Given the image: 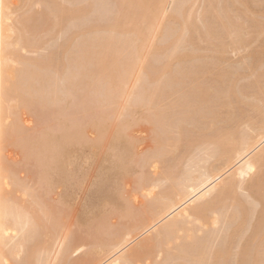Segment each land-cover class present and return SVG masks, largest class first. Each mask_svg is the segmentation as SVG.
I'll return each instance as SVG.
<instances>
[{"label": "bare ground", "instance_id": "obj_1", "mask_svg": "<svg viewBox=\"0 0 264 264\" xmlns=\"http://www.w3.org/2000/svg\"><path fill=\"white\" fill-rule=\"evenodd\" d=\"M39 1L41 0H38V2ZM64 1L65 0H62V2L58 0L53 1L57 14L60 15L59 18L64 17L61 18L63 21L66 19L65 17L76 19V22L80 17L85 20L87 14L90 15V11L92 12L96 9L93 8V5H91L93 9L89 7L87 9L84 8L88 6V4L84 6V4L88 2L84 3L85 1L83 0V3L81 2L83 7H79L82 6L81 3V5L76 3L81 0H73L74 4L71 3V5L66 2L68 0ZM97 1L98 0H96V2ZM117 1L118 5L115 0L109 5H112L113 8V4L116 3L118 8L115 4L114 10L110 9L111 6L108 7L111 12H113L111 16H113L112 19L114 20L111 21V25L105 26L104 24H98L101 25L98 26L95 24L97 25V27H95L94 24H91L93 27L89 25L92 27H89V29L86 25V27H83L82 31L79 28L80 31H77L78 33L75 32V34L77 33L80 37L78 40L75 39L77 36L74 34L75 37H72V39L70 38V43L66 41L70 46H67L66 43L64 44L66 48H69H67V52L65 48L64 53L68 54L69 60L66 61L67 64L61 61L64 66L57 69H62L61 73H64L63 70L66 71L69 67L68 65L73 62L70 64L69 71H75L69 73L67 69V76H65L64 73L62 75L64 76L62 80H59L60 78H58L57 74L55 77V73L58 72L57 69L55 70V68H53L52 70L48 66L49 71L46 70V72H48L46 73L45 69L48 67L46 63H43L44 61L39 58L38 60H31L22 56L20 52L28 48L30 50L32 46L30 42L32 38L30 40L28 38L29 35H26V33L29 32L28 29L31 28H29L28 21L26 20L27 16H25L24 19L27 22L20 20L22 26L19 25L21 27L12 25L15 19L12 21L14 17L11 16L13 10L10 9V2L8 3V0H0V264H264V51L261 55L262 57L260 56L261 59H258L260 60L259 62L254 59L259 64H255V68L253 67L254 65L251 64L252 68H249L252 73L250 74V78L252 76L255 77L254 79L252 78V82L250 81L251 79L249 80L246 78L251 82H249L248 85L245 86L242 84L244 86L241 87L239 84L237 86L236 82H240L235 79V75L232 76L230 74L229 76L227 75V79L230 77L229 80H223L225 83L228 81L227 84L224 83V87L222 86L225 90H221L219 86V91H222L221 93L214 91L216 88L210 89L198 84L197 87L195 86L194 88L195 93L193 98L187 99L189 97L183 95L186 99H180L182 102L177 101L180 106L176 104L177 102H175L174 99H171L170 101H174L173 103L176 105H171L173 108H170L171 111L169 110V113H162V111L157 112L158 109L154 110V113L150 111L149 113L152 112V114L144 116L147 119L146 121L145 118H141L144 114L140 115L139 120L142 119L144 122L149 120L150 123H153L152 131L154 133H151L154 137L153 141L151 138L150 140L154 144L152 148L148 147L150 151L142 150V152H139L141 149H138L136 146L132 148L133 150L129 159L140 166V172L136 173H139L137 177L133 176L132 178L134 179L131 178L134 183H129L131 185V190L127 188V191L129 190V198H125L126 204H124L123 207L124 214H122V216L119 214V217H117L118 220L121 219L119 220V222H122L121 226H117L118 222H115L112 224L114 227H111L109 224L112 222H109L106 225L108 227H104L102 224L104 221L102 220L101 226H103L97 227L95 232L91 234L90 239L93 238V241L90 242L86 237V233L80 237L79 234L82 235L80 230L73 229L71 231L64 228V224L65 226L66 224L69 225L68 223H64L67 219L65 218V220L61 217L62 215L65 217L64 214L59 211L60 213L58 212L57 214L61 215L57 218L54 214L55 208H51L50 205H48V202L53 199L50 198L52 197L50 196L51 192H46L47 188L51 191L50 187L46 189L42 187V182L45 179L42 180L40 174H42L44 170L39 168L40 172L38 176L35 171L36 164L42 162L41 159H38L40 154L38 152L39 156L35 157L37 152H32V148L29 144H24L26 141L30 143L33 142V140L26 138L27 140L24 141V136H26L22 127V125H24L22 121L24 120L19 119L20 122H22V125H20L17 119L20 111L22 110L23 112V109L26 107L25 105L30 107L33 105L39 106V104H41L43 112L46 111L45 113H47V111H49L47 115L50 113V120L46 115L48 119H46L47 125L43 126L36 140L38 143L40 142L41 145H43V142L51 140L50 144L48 141L46 142L50 146L44 147L43 145L42 147V149L47 152L44 151L45 155L43 157L52 155L55 159V163L58 161V159H56L58 154L63 153V144L67 142L70 137L74 136L77 138V142H82L85 139L86 132L84 133V131L86 126L95 129L98 127L99 129L100 126H103L104 122L112 119L110 116L114 117L117 111L116 108L119 105L124 106V109L130 106L131 109V106H141V103L143 105V102H145L142 107H145L147 104L152 107L158 105L159 101L162 102V100L169 98L173 90L168 92V88H173V84L176 83V81L179 83L181 79H178L179 81L177 79L172 81L173 78H169V80L171 79L172 81V85L169 84L168 87L169 82L166 80L165 75L168 74L169 76V74H175L178 75V77L182 74L184 75L182 69H180L181 73L179 76L180 71L177 68H181L180 63L186 64V62H188H184L185 60L182 58V60L178 61L180 67L175 65L176 70L173 69L174 67L172 68L173 65H171L170 68L169 61H171L172 58L182 57L183 55L187 56L190 60L193 58H190L193 54L195 58H197L196 56H200L194 51L198 49L197 43L196 49H194L195 47L193 48L196 54L193 52L190 54L191 52L187 51L188 55H186L187 52L185 50V54L182 55L179 54V49L177 51L180 42L181 45H185L183 41L186 40H184L186 36L188 37L186 33H188L189 26L191 31L195 30L192 32H196L195 34H197L198 38L202 33L205 35L208 34L210 36L207 37L208 40L211 39V42L214 43L212 40L218 39L221 34L213 38L215 33L212 31L213 29L211 30L210 23L221 21L220 25L223 24L222 26H224V28H220L221 30L218 29L219 31H223L227 26V28L230 29L229 25L234 23L231 16H228L230 11L228 9L230 8H224L227 10L224 12L222 8H219L221 6H219L217 0H207V2L209 1L207 4L208 7L200 11L202 13L200 14L202 19L204 15V22L200 20L201 18L199 21L203 22L202 25L203 28L205 27V30L201 28V24H198L200 29L197 22L195 24L198 18L196 19L195 14L194 21V16L193 13L191 14V11H187L189 12V16L187 15L188 18H186V21L182 22L184 26L181 25L180 27V23L186 14V4L188 1L190 4V0ZM12 2L13 1H11V4ZM92 2L95 1L90 0V3ZM108 2L109 1H107V3ZM205 2L204 0V3ZM235 2H237V0H235ZM227 3L225 4L227 5ZM97 5L94 7L100 8V5ZM229 5L231 6L232 4L229 3ZM106 6L102 7L106 8ZM171 6H173L172 11L168 12ZM101 10L103 11V8ZM234 10L235 9H233V11ZM43 11L42 14L44 13ZM233 11H230V13ZM53 13L54 12H52V14ZM167 14L174 18L173 20L176 19L178 23L180 22L179 24L177 23L179 25V28L177 27L178 29L176 28L174 32L168 31L172 34L168 36H173L172 40L169 42V44L172 42V45L168 44V46H164L166 44L165 41L161 43L162 45L160 42L153 43V39L157 35L159 29L164 30L165 34L167 33L168 23L164 22L165 24L162 25L161 22V20H165L164 18L167 17ZM234 14H236V12ZM111 16L109 19H111ZM182 16H184L183 19ZM198 16L199 14L197 17ZM177 17L178 20H180L179 17L182 20L178 21ZM20 18H22V16ZM81 18L79 19L80 22L82 20ZM28 20L31 19L28 17ZM17 21L20 23L18 19ZM90 21L89 19V22ZM107 21L110 22L109 20ZM234 21L236 22V20ZM237 21H239V19ZM29 22L31 23V21ZM86 22H88V19ZM56 24L55 26L58 25ZM81 24H79V26ZM234 24H239V22ZM172 25L173 23H171V26ZM52 27L54 26L52 25ZM213 27L215 28V26ZM231 27H233V24ZM235 27L237 28V26ZM63 28L67 29L66 27ZM226 31L228 30L226 29ZM162 34L163 32H161V35ZM14 35L16 36L13 37ZM190 36L192 39L196 37L194 33ZM190 36L188 40L191 38ZM84 37L88 38V41H86ZM171 37L168 38L171 39ZM198 38H195L196 41ZM221 38H223V36ZM221 38L219 39L221 40ZM74 39L77 42H73ZM83 39H85V42ZM158 39L159 41H163L160 40L161 37ZM163 39H165V37H163ZM35 40L38 42L39 39ZM92 40L95 41L93 42ZM235 41L237 42V40ZM52 42H54V39ZM79 42L80 45L84 43L79 46ZM185 42H187V40ZM50 43L49 45H51ZM75 43L78 44L75 45ZM217 44L220 45L219 42ZM216 45L215 47H217ZM70 47L75 50L77 49V51H71ZM165 47L171 49L168 53L166 52L167 57H164L168 62H163L164 64L160 63L161 65H158V68L154 67L152 64L156 65V62L154 61L151 64V58H153L154 55L155 58L156 55L161 56L160 53H162L163 57L164 54L160 51ZM209 47H207L208 50ZM60 49L62 50V48ZM165 50L166 49H164V51ZM198 50H200V48ZM215 50L217 51L218 49ZM209 51L211 52V49ZM221 53H223V50H221ZM258 54L260 55V53ZM71 55H74L73 58H71ZM158 56L157 59H160L161 57L158 58ZM250 56L251 58L253 57L252 55ZM42 59L44 60V58ZM64 59L66 60V57ZM73 59H75V62ZM193 60L192 62H194ZM250 61L247 62L249 63ZM45 62H47L46 59ZM49 62L48 64H52V60ZM14 63H17L19 66L17 70L15 69L16 72H13L15 73L13 78L11 77L12 72L10 73V69H12L11 67ZM244 63L245 62H243V64ZM182 68L185 69V65ZM170 69L172 71L174 70V73ZM252 69H254V71ZM51 70L56 72L53 74ZM175 71H178V73H175ZM190 71V69L189 72L187 70V73L189 74ZM232 71L229 72L232 73ZM158 72H160L161 75L163 73L162 77L158 76ZM152 74L160 78L157 79V76L154 78ZM223 75L224 74L220 76L222 77ZM225 76L223 79H225ZM248 76L247 74V77ZM164 77L165 79L162 81ZM163 83L164 85H162ZM180 83H183V81ZM149 84L153 85L152 87H154V89L151 91H154L151 93L147 90L146 94L145 90L146 88L149 89L147 86ZM88 87L90 92L85 91ZM152 87H150V89ZM91 88L93 90H91ZM165 88L168 91H164ZM175 88L173 89L175 90ZM72 89H75L76 92ZM160 91L163 92L161 93ZM178 92L179 91H177V93ZM71 93L74 95L70 96ZM196 93L198 96L195 95ZM180 94L181 96L179 97H182L184 92L182 91ZM216 95L217 97L219 95L218 99L215 98ZM73 96L74 98L77 97L76 100L73 98L74 101H72ZM78 96H81L80 100H77ZM70 97L71 101L69 100ZM90 97L93 100L92 103H95L94 105L89 103L92 101L89 99ZM156 99H158V101ZM104 100L106 103L109 102L107 105L109 108L112 106L111 108L114 107L113 109L116 110L114 111L111 109L114 112H111L109 116L105 115L108 119L104 118L103 120L101 115H98L100 118L94 115H96L98 110L100 111L105 107V104L103 105ZM79 101L81 103L77 104ZM71 103L73 107L76 108V111L73 110L70 112ZM91 105H93V108ZM23 106L25 107L23 108ZM98 106L100 107L99 109ZM69 108L70 110H68ZM127 109H129V107ZM222 109H225L226 112L223 110L224 113ZM176 110H178V112ZM24 111L27 112L26 110ZM134 113L128 112L125 115L128 114V118H131ZM138 113L136 115H138ZM119 115L121 117L124 114L120 111ZM136 115L134 119L137 117ZM45 117L41 118L45 119ZM128 118H125L126 121L119 119L121 125L119 122L117 123L118 125L115 124V118L114 124H111L113 122L112 120L111 123H109L110 126H114L110 131H112L115 137L120 141H125L123 140L126 138L124 137V133L127 132V135L129 131L130 134V132H132L131 130L134 128L132 127L130 130V126L136 125L133 118H131L132 121ZM124 122L126 123L122 125ZM190 123H193V125H191L192 127L194 126L192 129H198L197 131L194 130L196 134L193 133L191 127L189 128ZM194 124H196L197 127ZM66 126H69V128L67 129ZM186 127L187 129L189 128V130H187ZM63 128H66L68 131L71 129V134L67 130L63 133L62 131H65ZM187 131L189 133L186 136ZM173 132L177 133L172 134ZM104 133L107 134V132ZM104 133L103 135H106ZM161 133H164V135L161 136ZM131 134L127 141L132 145L135 139ZM189 134L190 136H188ZM89 137L96 138L95 135ZM100 137L103 138L101 135L99 138ZM55 138L58 140H55ZM99 138L98 143L102 142ZM183 138H187L185 139L187 140L186 142L191 145V147L188 145V148H186V150H189L183 155L179 154L180 156L173 155L174 157H170L173 152L169 151V147L173 146L180 148L181 146L178 145H181V143L185 141ZM52 140L55 141L52 142ZM186 142L183 144H186ZM18 143L19 145L20 143L22 144L19 151H23L22 153L25 158H21L22 160L19 158V161L16 160L17 163L21 164H17L15 161L10 163L11 160L15 159H13V152L11 154L8 151L7 154L6 149L8 150L7 147L11 149L17 146ZM175 149L173 148L171 151H175ZM10 151H13V149ZM33 153H35V155ZM122 158L123 156L120 155L119 159L121 160ZM33 161L34 165H36L35 167L33 166L34 168L31 167L33 164L27 166V169H29V167L31 169V171L30 169L27 170L28 172L34 171L29 178H32L34 181H36L34 177L42 180L40 183L41 180L38 179L40 180L39 185L41 187L38 185V181L37 184L32 181L36 186H39L37 187L39 190L42 188V191H40L41 193L36 192V194L34 193L36 189L32 191L30 187L24 184L25 182H23V180L18 178L19 175H17L20 170L23 168L26 169V164ZM22 164L25 165L21 168L20 165ZM14 165L16 167H14ZM17 166L21 168L19 172ZM148 166H150V168L152 167L153 170H149L150 172L147 171L148 169L146 170V168H148ZM46 167L48 168V165ZM120 168L125 169L126 167L120 165ZM8 183H12L13 189L9 188L10 184ZM14 187L18 188L16 191H21L20 196H16L17 194H15ZM43 188L45 191H43ZM81 188L83 189L82 186ZM45 193H49V195ZM40 194H44V196ZM45 196L47 198L49 197L48 202H46L48 199ZM52 202L53 201H51V203ZM54 204L53 202L52 207L58 206V202ZM37 206L40 208L39 212H37ZM34 208H36L37 211ZM60 209L61 208L57 210ZM40 210L42 211L41 213ZM67 211H69L68 207ZM35 212L38 214H35ZM68 214L71 215L70 211ZM117 215L118 213L116 216ZM55 218L57 219L55 220ZM73 223L71 222L70 226ZM70 226L69 228H71ZM73 226L75 225L73 224ZM75 230L76 233L79 231V234H76Z\"/></svg>", "mask_w": 264, "mask_h": 264}, {"label": "rangeland", "instance_id": "obj_2", "mask_svg": "<svg viewBox=\"0 0 264 264\" xmlns=\"http://www.w3.org/2000/svg\"><path fill=\"white\" fill-rule=\"evenodd\" d=\"M11 1H13L12 2V4H11ZM45 1V2H44ZM41 0V1H39L38 2V0H8V3H9V6H10V9H12L10 12L11 13H13V14H11V16H13L14 18L12 19V21H13V23L14 24H12V22H11V24L12 25H14V26H16V27H21L22 26V23L20 22V20H22L23 22L25 21V22H27L28 21V24H29V28L32 30H30V29H28L29 30V32L28 33H26V35L28 34L29 35V39L31 40V38H32V40L30 41L32 44V46L30 47V50H29V48L28 49H24V50H22L20 53L22 54V56L23 57H25V58H28V59H31V60H38V58L40 59V60H42V61H44L43 63L45 64L46 63V66L48 67H50L52 70H53V68H55V70L57 69V68H61L62 66H64V64H62L63 62H65L66 63V61L67 60H69V57H68V54H65L64 52H65V48H66V45L68 46L69 44H67L68 42L70 43L71 41H70V38L72 39V37L74 38L75 36H77V38H75V39H77L78 40V38H80L79 37V35H77V31H80V29H81V31H82V29H83V27H86V25L88 26V29H89V27H93V25H91V24H104L105 26L106 25H111L112 24V20H114V19H112V17L113 16H111V14L113 13V12H111V10H114V4L116 5V3L118 2L117 0H115L116 1V3H114L113 4V8H112V5H109V4H112L113 2H114V0L112 1V0H107V1H109L108 3H107V1L106 0H98L99 2H101V1H103V2H101V3H99L98 1V3L96 2V0H92V1H95V2H92V3H90V0H83V1H85L84 3H86V2H88V3H86V4H84V6L86 5L87 6V4H88V6L87 7H84V8H90V9H95L94 11H90V15L89 14H87V18L85 17V20L84 19H82L81 17V19L82 20H84V21H82L81 20V22L79 21V19L80 18H78L77 20L79 21H77L76 22V19H71V18H69V17H65L66 19L65 20H67V21H63V20H61V18H64V17H61V18H59L60 17V15L59 14H57V10H56V8L54 7L55 6V4L53 3V1L54 0H50V2H49V0ZM59 2L61 1L62 2V0H58ZM66 1V0H65ZM64 1V2H65ZM78 1V0H77ZM83 1L81 0V1H79V2H76V3H78V5L82 2L83 3ZM105 1V2H104ZM206 2L204 3V0H190V4H189V1H188V3L186 4L187 6H186V14L184 15V16H182V19H183V17H184V19L182 20L180 17H179V19L180 20H178V17H177V20L178 21H181V23H180V27H181V25H183L184 26V24H182V22H184V21H186V18H188L187 17V15L189 16V12H187V11H191V14L193 13V16L196 14V21H195V16L193 17V20L195 21V24H196V22H197V25L199 24H203V19H204V15H203V19H202V17L200 16V14H202L200 11H203L206 7H208L207 6V4H208V2H207V0H205ZM218 1V2H217ZM216 2L219 4V6H221V7H219V8H222L223 9V11L224 12H226L227 10L226 9H228V8H230V9H228V10H230V11H233V9H235L232 13H230V11H229V13H228V16L230 17L231 16V19H232V21L234 22V23H237V22H239V24H234V23H231L230 25L232 26V24H233V27H231L230 25H229V28L230 29H228L227 27H226V29L228 30V31H226V29H224L223 31H219V30H221L222 28H224V26H222V25H220L221 23V21H216L217 22V24H216V22H211L210 23V26H211V30L212 31H214L213 33H215L214 34V36H213V38H215L216 36L218 37L220 34V37H218V39L216 38L215 40H212V41H214V43L213 42H211V39H209L208 40V34H203L202 33V35L198 38L197 37V34H195L196 32H192V31H195V30H192L191 31V28H190V26H189V28H188V33H186L187 35H188V37L186 36L185 38H184V40L186 39L187 40V42H185V41H183L184 42V44L185 45H181V42L179 43V46H178V48H177V51H178V49H179V54H185L184 52H185V50H186V52L188 51V52H191L190 54H192V52L193 53H195L194 51H196L197 52V55H200V56H196L197 58H195L194 57V54L190 57V58H192L191 60L187 57V56H185V55H183L182 57H177V58H172L171 59V61H169L170 62V68H171V65H173L172 66V68L173 69H176L175 67V65H177V67L179 66V60H182V58H184L183 60H185L184 62H186V61H188V62H186V64L185 63H180V66H181V68H177L179 71H180V69H182V72L184 73V75L182 74L181 76H180V73H181V71L179 72V76L180 77H178V75H173V74H169V76H168V74L167 75H165L166 76V80H168V87H169V84H171L172 85V81L173 80H178V79H181L180 81H179V83L181 82V81H183V83H180V85H179V83H177V81H176V83H174L173 84V88H175V87H177V88H175V90L173 89V88H171V89H169L168 88V90L165 88L164 89V91L165 90H167L168 92H170V90H173L172 92H171V96L169 95V94H167V95H169V98H166V99H164V100H162V102H158V105H154V106H150L149 104H147V101H146V106L145 107H142L144 104H145V102H143V105H142V103H141V106H138V105H135V106H131V109H130V106H127L125 109H124V106H121V105H119L116 109H117V113L115 112V114H114V117L113 116H110V118L112 117V123H111V120L110 121H108L107 120V122H102L103 123V126H100V128L98 129V127L95 129V128H92L91 126V128H89V126H86V128H87V130H86V128H85V131H84V133H85V139L82 141V142H77V138L76 137H70L68 140H67V142H65L63 145H64V150L62 151L63 153H61V154H58V156H57V158L56 159H58V161L57 162H55L54 163V157L52 156V155H50V156H45V157H43L44 155H45V150H43L42 149V147H43V145H44V147H46V146H50L49 144H50V142H51V140H47L48 141V143L49 144H47L46 142L47 141H45V142H43L42 144L43 145H41V143L39 142L38 143V141L36 140V138L38 137V135H40L39 134V132H41V129L43 128V126L44 125H47V116H48V118H49V114L47 115V113L49 112V111H47V113H45L46 111H44L43 112V108H42V105L41 104H39V106L38 105H33V106H30V107H28V105H25L26 107H28V108H26L25 106H23V112H22V110L20 111V114H19V116H18V122H20V120H24V121H22V122H20V125H22V124H24V125H22V127H23V131H24V133L26 134V136H24L25 138H24V141H26L27 139L26 138H29V139H32L33 140V142H35V143H33V142H28V141H26L24 144H26V145H28L29 144V146L32 148V152H37L36 153V156L35 157H38L39 156V154H40V156L38 157V159H41V163L39 162L38 164H36V162H35V164L38 166V169H37V166L36 165H34V161L33 162H30L29 164H26V169H22V170H20V172H19V169H21L22 167H24V165L25 164H22V165H20L21 166V168L19 167V166H17V168H18V174L17 175H19L18 176V178L20 179V180H23V182H25L24 184H26L28 187H30L31 189H32V191L33 190H35V194H36V192H39V193H41L40 191H42V188H40V190L37 188V187H39L40 185H39V181L42 179V180H44L43 182H42V180L40 181V183L42 182V187H45V189L47 188V187H50V189H51V191L50 190H48V188L46 189L47 191L46 192H51L50 193V196H52V197H50V198H52L53 200H51V201H53L55 204L58 202V206H59V208H61L60 210H57V209H59L58 208V206H53L52 207V205H53V202L51 203V201H49V197L47 198L46 196V198L48 199L46 202H48V205H50V207L51 208H55V212H54V214L56 215V217L58 218V216L59 215H61V214H57L59 211L62 213V214H64V216L65 217H63V215L61 216L62 218H66L67 219V221H64V223H68L69 225H67L66 224V226H65V224H64V228H66L67 230H73V229H76V230H80V233L82 232V235L81 234H79L78 232L79 231H77V233L79 234V236L81 237V236H83L85 233H86V237H87V239L90 241V242H92L93 241V238H91L90 239V237H91V234H93L94 232H95V230H96V228L97 227H100L101 226V223L104 221V223H102L103 225H104V227H108V226H106L109 222L111 223V224H109V226H113L112 224L113 223H115V222H118L117 223V226H121L122 225V222L120 221L119 222V220H121V219H117V217H119V214H120V216H122V214H124V211H123V207H124V204H126V197H128L129 198V196H128V191L129 190H131V188H130V182H132L131 184H134L133 183V180L132 179H134V178H132L133 176L134 177H137L138 175H139V173L138 174H136L137 172H140V166L139 165H137L135 162H132L131 161V159H129V156H130V154L132 153V148L133 147H137L138 149H141L139 152H142V150L143 151H150V149L149 148H152L153 146V137L154 136H152L153 134L152 133H154L152 130H153V123L151 122H149V120L147 121V122H149V123H147V122H144V120H142L143 118H145L144 116H146V115H150V114H152V112L154 113L155 111L154 110H157V112H160V111H162V113L163 112H168L169 113V110H170V108L172 107L173 108V106H171V105H176V104H178V106H180V104L177 102V101H180V102H182L181 100H182V98H183V100L184 99H186L185 98V96L186 97H189V98H187V99H191V98H193L194 97V93H195V90H194V88H195V86L197 87V85L198 84H200V86H204V87H206V88H210V89H214V88H216V90H214V91H218V92H222V91H219L220 89L221 90H225V88H223L225 85H224V81L223 80H229V78L227 79V75L229 76L230 74L232 75V76H234V77H236L235 79L237 80V81H239L240 83H238V82H236V84H237V86L240 84V86L242 87V86H246V85H248L249 84V82L251 81H253V79H254V77L255 76H252L251 78H250V74H252L251 72H250V69L252 68V65H254L253 67L255 68V64L257 65V63L260 61V60H258V59H261L260 58V56L262 55V53H263V51H264V0H249V2H248V0H237V2H235V0L233 1V0H231V2H230V0H217ZM241 1V2H240ZM40 2H41V4H40ZM66 2H68V4L70 3V5H71V3H73L74 4V1L73 0H68V1H66ZM213 2H215V1H213ZM227 2H229L230 4H232L231 6L229 5V3H227ZM248 2V3H247ZM49 3V4H48ZM52 3V4H51ZM81 3V4H82ZM89 3H90V5H89ZM94 3V4H93ZM98 5H100V8L102 9L103 8V11L99 8V7H94V6H96L97 4ZM225 3H227V5L225 4ZM235 3V4H234ZM68 4H67V6H68ZM80 4V5H81ZM107 6H106V5ZM204 4H206V5H204ZM222 4V5H221ZM225 4V5H224ZM12 5V6H11ZM49 5V6H48ZM76 5V4H75ZM77 5V6H78ZM91 5H93V8H91ZM97 5V6H98ZM106 6V8H104V7H102V6ZM117 5H118V3H117ZM117 5H116V7H117ZM202 5H204V6H202ZM250 6V8H249V6ZM111 6V7H110ZM191 6V7H190ZM230 6V7H229ZM246 6V7H245ZM247 6H248V8H247ZM12 7V8H11ZM49 7V8H48ZM54 7V8H53ZM75 7V6H74ZM79 7H83V4H82V6H79ZM108 7H110V9L108 8ZM172 7L173 6H171L170 7V10L168 11V12H170V11H172ZM203 7V8H202ZM226 7H228V8H226ZM99 8V9H98ZM118 8V7H117ZM191 8H193V9H191ZM224 8H226V9H224ZM232 8V9H231ZM116 9V8H115ZM251 9V10H250ZM44 10V11H43ZM89 10V9H88ZM194 10V11H193ZM226 10V11H225ZM42 11L44 12L43 14H42ZM54 12L53 14H52V12ZM117 11V10H116ZM56 12V13H55ZM88 12V11H87ZM86 12V13H87ZM107 12H110V13H107ZM167 12V13H168ZM184 12V13H185ZM236 12V14H234ZM48 13H51V14H48ZM117 13V12H116ZM55 14V15H54ZM99 14V15H98ZM102 14V15H101ZM169 14H171V13H169ZM199 14V16L197 17V15ZM239 14V15H238ZM42 15H44V16H42ZM49 15V16H48ZM51 15V16H50ZM89 15V16H88ZM94 15V16H93ZM101 15V16H100ZM111 16V19H109L110 18V16ZM113 15V14H112ZM22 16V18H20ZM25 16H27V18H26V20H24L25 19ZM52 16H54V17H52ZM57 16V17H56ZM104 16V17H103ZM108 16V17H107ZM169 16V17H168ZM20 19H19V18ZM28 17H29V19H31V20H28ZM31 17V18H30ZM44 17V18H43ZM51 17V18H50ZM56 17V18H55ZM84 17V16H83ZM91 17H95V18H91ZM235 17H237V18H235ZM241 19H240V18ZM19 20V22L20 23H18V21H17V19ZM49 18V19H48ZM100 18V19H99ZM109 20L110 22H108L107 20ZM115 18V17H114ZM167 18V19H166ZM192 18V17H191ZM201 18V19H200ZM51 19H53V20H51ZM88 19V22H86V20ZM89 19L91 20L90 22H89ZM98 19V20H97ZM165 20L163 21V20H161V22H162V25L163 24H165V23H168L167 24V33L165 34V31L164 30H160L159 29V31L157 32V35L155 36V38L153 39V43H158V42H160V44L161 43H163L164 41L166 42V44L164 45V46H168V44H169V42L172 40V37L171 36H168L169 34L170 35H172L171 33H169V32H174L175 30H176V28L179 26L178 24V22L176 21V19L175 20H173L174 18H172V17H170V15H168L167 14V17H165L164 18ZM199 19L201 20V21H203V22H201V21H199ZM239 19V21H237ZM51 20V21H50ZM58 20V21H57ZM208 20V19H207ZM234 20H236V22L234 21ZM29 21H31V23L29 22ZM34 21V22H33ZM61 21V22H60ZM209 21V20H208ZM58 24H56V23ZM58 22H60V23H58ZM93 22V23H92ZM106 22H108V23H106ZM165 22V23H164ZM170 22V23H169ZM176 22V23H175ZM199 22V23H198ZM18 23V24H17ZM65 23V24H64ZM68 23V24H67ZM70 23V24H69ZM82 23V24H81ZM110 23V24H109ZM171 23H173V25L171 26ZM178 23V24H177ZM218 23H219V25H218ZM21 26H20V25ZM55 24L57 25V26H55ZM61 24H62V26H61ZM67 24V25H66ZM79 24H81L80 26H79ZM84 24V25H83ZM215 26V28L212 26ZM216 24V25H215ZM258 24V25H257ZM31 25V26H30ZM52 25L54 26V27H52ZM64 25V26H63ZM83 25V26H82ZM89 25H91V26H89ZM97 25H95V27H97ZM103 25V26H104ZM198 25V26H199ZM68 26H70V27H68ZM98 26H101V25H98ZM219 26V27H218ZM222 26V27H221ZM235 26H237V28L235 27ZM63 27H66L67 29H64ZM91 27V28H92ZM174 27H175V29H174ZM213 27V28H212ZM240 27H242V28H240ZM80 28V29H79ZM179 28V27H178ZM177 28V29H178ZM201 28H203V25H202V27ZM205 28V27H204ZM203 28V30H205ZM221 28V29H220ZM76 29V30H75ZM170 29V30H169ZM171 29H173V30H171ZM192 29H193V27H192ZM199 29H200V26H199ZM219 29V30H218ZM232 29V30H231ZM60 30V31H59ZM229 30H231V31H229ZM47 31H48V33H47ZM169 31V32H168ZM190 31H191V34H190ZM201 31H202V29H201ZM35 32V33H34ZM75 32H77L76 34H75ZM161 32H163V34L161 35ZM220 32V33H219ZM223 32V33H222ZM228 32H230V33H228ZM51 33V34H50ZM66 33V34H65ZM192 33H194V36L196 35V37L195 38H198L197 39V41H196V39L195 38H193L192 39V37L190 36V35H192ZM69 34V35H68ZM74 34H75V36H74ZM80 34V33H79ZM159 34V35H158ZM231 34H232V36H231ZM27 35V36H28ZM62 35V36H61ZM90 35V34H89ZM95 35V34H94ZM98 35V34H97ZM199 35V34H198ZM16 35H14L13 37H15ZM92 36V35H91ZM90 36V37H91ZM165 37V39H163V37ZM170 38L171 37V39H169L168 37ZM189 36L191 37L189 40H188V38H189ZM223 36V38H221ZM35 37V38H34ZM83 37V36H82ZM81 37V38H82ZM85 37H87V36H85ZM84 37V38H85ZM159 37H161V39L160 40H163V41H159ZM201 37H203V38H201ZM210 37V36H209ZM240 37H241V39H240ZM243 37V38H242ZM57 38V39H56ZM168 38V39H167ZM211 38H212V36H211ZM219 38H221V40H223V41H221ZM239 38V39H238ZM15 39V38H14ZM35 39H39L38 40V42L35 40ZM51 39H52V41H53V39H54V42H57V43H54V42H52L51 41ZM68 39V40H67ZM73 40V42L75 41V42H77L76 40ZM86 39V41H88L87 39L88 38H85ZM85 39H83V41L85 42ZM93 39V38H92ZM55 40H57V41H55ZM81 40V39H80ZM191 40V41H190ZM217 40V41H216ZM235 40H237V42L235 41ZM66 41H67V43H66ZM90 41H91V39H90ZM93 42L95 41V40H92ZM196 41V42H195ZM234 41H235V44H234ZM238 41H240V42H238ZM50 42H52V43H50ZM83 42V43H84ZM191 42H193V43H191ZM219 42V44L220 45H218L217 43ZM35 43H37V44H35ZM49 43L51 44V45H53V46H51V45H49ZM60 43V44H59ZM66 43V45H64ZM83 43L81 44V45H83ZM172 43V42H171ZM170 43V44H171ZM189 43H191V44H189ZM196 43H197V45H198V47H197V45H196ZM213 43V44H212ZM237 43V44H236ZM58 44V45H57ZM73 44V43H72ZM71 44V45H72ZM78 44V43H77ZM76 43H75V45H77ZM169 44V45H170ZM217 46V47H215V45ZM223 44V45H222ZM64 47H63V46ZM79 46H81L80 45V42H79V44H78ZM162 45V44H161ZM172 45V44H171ZM70 46V45H69ZM184 46V47H183ZM192 47V48H190V47ZM210 46V47H209ZM214 46V47H213ZM71 47H73V46H71ZM70 47V49H71V51L72 50H75V49H73V48H71ZM195 47V48H194ZM196 47L199 49L200 48V50L202 51H200V50H198V49H196ZM207 47H209V50L211 49V52L208 50V48ZM60 48H62V50L60 49ZM68 48V47H67ZM66 48V49H67ZM196 49V50H194V49ZM48 49V50H47ZM51 49H53V50H51ZM63 49H64V51H63ZM69 49V48H68ZM68 49L66 50V52L68 51ZM150 49V48H149ZM148 49V50H149ZM164 49H166L165 51H164ZM162 51H160V52H163V57H162V53H160V55L161 56H158V55H156V58H155V55H154V57L153 58H151V60H150V63L152 64L154 61L156 62V65L155 64H152L154 67H157L158 65H161L160 63H166V62H168L167 61V59H165L164 57L166 56V54L171 50V49H169V48H164ZM192 49V50H191ZM215 49H218L217 51L215 50ZM263 49V50H262ZM54 50H55V52H54ZM190 50V51H189ZM194 50V51H193ZM212 50H213V52H212ZM215 50V51H214ZM221 50H223V53H221ZM59 53H58V52ZM70 51V50H69ZM75 51H77V49L75 50ZM199 51V52H198ZM62 52V53H61ZM167 52V53H166ZM188 52L186 53V55H188ZM220 52V53H219ZM44 53V54H43ZM49 53H51V54H49ZM64 53V54H63ZM71 53V52H70ZM77 53V52H76ZM258 53H260V55L258 54ZM43 54V55H42ZM53 54H56V55H53ZM196 54V53H195ZM219 54H221V55H219ZM257 54V55H256ZM42 55V56H41ZM47 55V56H46ZM62 55H63V57H62ZM66 55V56H65ZM250 55H252L253 57L251 58V56ZM259 55V56H258ZM50 56H53V57H50ZM69 56H70V54H69ZM72 57L71 58H73V56L74 55H71ZM157 56H158V58H160V59H157ZM205 57V56H207V57H209V58H207V57H205V58H203V57ZM248 56H249V58H248ZM259 58H258V57ZM50 57V58H49ZM66 57V60L64 59ZM67 57H68V59H67ZM167 57V56H166ZM198 57H199V59H198ZM220 57H222V58H220ZM224 57V58H223ZM247 57V58H246ZM254 57H256V58H254ZM262 57V56H261ZM36 58V59H35ZM42 58H44V60L42 59ZM53 58H54V60H53ZM155 58V59H154ZM202 58V59H201ZM218 58V59H217ZM45 59H46V61L47 62H45ZM49 59V60H48ZM52 60V64H48V62L49 61H51ZM163 59V60H162ZM170 59V58H169ZM176 59H178V60H176ZM194 59V60H193ZM201 59V60H200ZM214 59V60H213ZM246 59V60H245ZM253 59V60H252ZM257 60V61H255V60ZM65 60V61H64ZM75 59H73V61H74ZM157 60V61H156ZM164 60H166V61H164ZM176 60V61H175ZM192 60L194 61V62H192ZM204 60V61H203ZM222 60V61H221ZM251 60V61H250ZM59 63H58V62ZM61 61H62V63H61ZM70 61H72V60H70ZM158 61H159V63H158ZM247 61H250L249 63L247 62ZM75 62V61H74ZM181 62V61H180ZM201 62H202V64H201ZM243 62H245L244 64H243ZM49 63H51V62H49ZM73 62H71L70 64H72ZM163 63V64H164ZM205 63V64H204ZM43 64V65H44ZM48 64V65H47ZM67 64V63H66ZM65 64V65H66ZM70 64L68 65L69 67L67 68L68 69V71H69V69H70ZM252 64V65H251ZM259 64V63H258ZM74 65H75V63H74ZM74 65H73V67H74ZM184 65H185V69H187L188 70V72H189V69L191 70L190 71V73L188 74L187 73V70H185L184 68H182V67H184ZM251 65V66H250ZM18 64L17 63H14V64H12V69H10L11 71H10V73L12 72V74H11V77H13V75H15V73H13V72H16V70H17V68H18ZM55 66V67H54ZM77 66V65H76ZM179 66V67H180ZM188 66H189V68H188ZM201 66V67H200ZM49 67L48 68H46L45 69V72H46V70L47 71H49L48 69H49ZM163 67V66H162ZM161 67V68H162ZM245 67V68H244ZM76 68V67H75ZM75 68H73V69H75ZM158 68V67H157ZM159 68H160V66H159ZM194 68V69H193ZM233 69V71H232V69ZM240 70H239V69ZM246 68H247V70H246ZM250 68V69H249ZM13 69H14V71H13ZM16 69V70H15ZM59 69H57L58 70V72L57 73H55V72H53L52 70V73L54 74L55 73V77H56V74H57V76H58V78H60L59 80H62V78L64 77V76H62L64 73H65V76H67V74L66 73H68L67 72V69H66V71L65 70H63L64 71V73H61L62 72V69L61 70H59ZM64 69H65V67H64ZM176 69V70H177ZM197 69V70H196ZM228 69H230V70H228ZM71 70H72V68H71ZM171 70V69H170ZM228 70V71H227ZM235 70V71H234ZM236 70H238V71H236ZM242 70V71H241ZM253 71H254V69H252ZM73 72L75 71V70H72ZM72 71H69V73L70 72H72ZM162 71V70H161ZM172 71V70H171ZM174 71V70H173ZM172 71V72H173ZM229 71H232V73L231 72H229ZM246 73H245V72ZM247 71H249V72H247ZM252 71V72H253ZM178 73V71H175V73ZM236 72H238V73H236ZM241 72V73H240ZM46 73H48V72H46ZM61 73V74H60ZM174 73V72H173ZM194 73V74H193ZM235 73V74H234ZM240 73V74H239ZM50 74V73H49ZM59 74V75H58ZM156 74V73H155ZM158 76H161L162 77V75H163V73H162V75L160 74V72H158ZM185 74H187V75H185ZM222 74H224L222 77L220 76V75H222ZM244 74H246V75H244ZM247 74L249 75L248 77H247ZM52 75V74H51ZM153 75V74H152ZM226 75V76H225ZM60 76V77H59ZM69 76V75H68ZM156 76L157 75H153V77L154 78H156ZM157 76V79L158 78H160V77H158ZM219 76H220V78H219ZM224 76H225V79H223L224 78ZM173 78L172 79V81H171V79L169 80V78ZM182 77V78H181ZM186 77H188V78H190V79H188V78H186ZM14 78V77H13ZM244 78V79H243ZM246 78H248L250 81H248V79H246ZM253 78V79H252ZM151 79V78H150ZM165 79V77L162 79V81ZM239 79V80H238ZM241 79V80H240ZM148 80H149V78H148ZM154 80H156V79H154ZM219 80H220V82H219ZM175 82V81H174ZM228 82V81H227ZM227 82L225 83V84H227ZM247 84H246V83ZM250 82V83H251ZM242 84H244V85H242ZM162 85H164V83L162 84ZM170 85V86H171ZM177 85V86H176ZM187 87H186V86ZM148 87H149V89H150V87H152L153 85H147ZM194 86V87H193ZM210 86V87H209ZM211 86H215V87H211ZM217 86H218V88H217ZM219 86H220V89H219ZM223 86V87H222ZM185 88V89H184ZM148 88H146V90H145V92H146V94H147V90H148V92H153V91H151L152 89H154V87H152L150 90H149ZM180 89V90H179ZM218 89V90H217ZM72 90H74L75 91V89H72ZM78 90V89H77ZM91 90H93L92 88H91ZM162 90V89H161ZM187 90V91H186ZM86 92H90V90H89V87H88V89L87 90H85ZM177 91H181L180 93H182V91L184 92V94H182V97H179V96H181V94L178 92L177 93ZM61 92V91H60ZM71 92V91H70ZM73 92V91H72ZM76 92V91H75ZM79 92H80V90H79ZM78 92V93H79ZM161 92V91H160ZM163 92V91H162ZM161 92V93H162ZM175 92H176V94H175ZM217 92V93H218ZM64 93V92H63ZM74 93V92H73ZM173 93H174V95H173ZM219 93V94H220ZM69 94V93H68ZM67 94V96L69 97V95ZM75 94V93H74ZM74 94H72L71 93V95L70 96H72V95H74ZM77 94V93H76ZM88 94V93H87ZM90 94V93H89ZM59 95V94H58ZM78 95H80V94H78ZM183 95H185V96H183ZM190 95V96H189ZM195 95H197L198 96V94L196 93ZM82 96V95H81ZM80 96V97H81ZM80 97L78 96V99L77 100H80ZM218 97H219V95H218ZM218 97H217V95H216V97L215 98H217L218 99ZM220 97H221V95H220ZM74 96L72 97V101H74V99L76 100V98L77 97H75L74 99ZM90 100H92L91 99V97L89 98ZM100 99V98H99ZM171 99H174V101L175 102H177L176 104L175 103H173L174 101H170ZM176 99V100H175ZM181 99V100H180ZM69 100L71 101V97L69 98ZM89 100V101H90ZM157 101H158V99H156ZM156 100H155V102H156ZM88 101V102H89ZM219 101V100H218ZM93 102V100L91 101V102H89L90 104H93L92 103ZM102 102V101H101ZM100 102V103H101ZM123 102V101H122ZM76 103V102H75ZM81 102L79 101L77 104H80ZM157 103V102H156ZM155 103V104H156ZM173 103V104H172ZM95 104V103H94ZM93 104V105H94ZM105 104V107H103V109H101L100 111L98 110V112H99V114H98V112L96 113V115H94V116H98V115H101V117H102V119L104 120V118H107L106 116L108 115H110V113L111 112H114L115 110L113 109V108H109L107 105L109 104V102L108 103H106L105 102V100H104V102H103V105ZM154 104V103H153ZM152 104V105H153ZM41 105V106H40ZM73 105H74V102H73ZM73 105H72V103L70 104V106H71V110H70V108L68 109V110H70V112H72L73 110H75L76 111V108H74L73 107ZM89 105V104H88ZM87 105V106H88ZM93 105H91V107L93 108ZM97 106V105H96ZM76 107V106H75ZM78 107V106H77ZM116 107V106H115ZM123 107V108H122ZM129 107V109H127ZM154 107V108H153ZM100 107L98 106V109H99ZM119 108V109H118ZM114 110V111H112V110ZM121 109V110H120ZM122 109H123V111H122ZM24 110H26L27 112H25ZM106 110V111H105ZM132 110V111H131ZM146 110V111H145ZM148 110V111H147ZM180 110V109H179ZM225 111V109H222V111ZM74 111V112H75ZM101 111H103V112H101ZM119 111V112H118ZM120 111L121 112H123V114L124 115H122L121 117H120ZM130 113V112H133L134 113V111H135V113H134V115L131 117V118H133V120H135L134 122H136L135 124L136 125H134V123H133V125L134 126H130V130L132 129V127H134V128H136V129H134L133 128V130H131L132 132H130V134L134 137V139H135V141H134V144H129V141H127L128 139H129V131H128V136L126 135V133H124V137H126V138H124L123 140H125V141H120V140H118V138H116L115 137V135L113 134V132L112 131H110L111 130V128H113L114 126H110L109 125V123H111V124H114V122H115V124H117L118 122H119V124L121 125V123H120V120H122V121H124L125 120V118H128V114L127 115H125L126 113H128V112ZM144 111V112H143ZM150 111H152L151 113H149ZM171 111V110H170ZM177 112H178V110H176ZM223 111V112H224ZM68 112V111H67ZM106 112V113H105ZM139 112V113H138ZM141 112V113H140ZM226 112V111H225ZM224 112V113H225ZM22 113V114H21ZM24 113V114H23ZM104 113V114H103ZM119 113V114H118ZM138 113V115H136ZM46 116H44V115ZM117 114V115H116ZM141 114H144V115H142V119L141 120H139L140 119V115ZM167 114V113H166ZM22 115H23V117H22ZM43 115V116H42ZM81 115V114H80ZM106 115V116H105ZM111 115H113V114H111ZM118 115H119V118H118ZM137 116L135 119H134V116ZM165 115V114H164ZM20 117V118H19ZM44 118L45 117V119H42V118ZM99 117V116H98ZM22 118V119H21ZM24 118V119H23ZM37 118H39V119H37ZM100 118V117H99ZM114 118H115V121H114ZM131 118L129 117L128 119L130 120V121H132L131 120ZM20 119V120H19ZM47 119V120H46ZM108 119V118H107ZM117 119V120H116ZM120 119V120H119ZM49 120H50V118H49ZM137 120V121H136ZM147 119L145 118V121H146ZM26 121V122H25ZM121 121V122H122ZM126 121V120H125ZM141 121V122H140ZM17 122V123H18ZM22 123V124H21ZM26 123V124H25ZM126 122H124V123H122V125L123 124H125ZM139 123V124H138ZM138 124V125H137ZM118 125V124H117ZM191 125H193V123L191 124L190 123V126L189 125H187V126H189V128L191 127V130L193 131V133L194 134H196V132H194V130H198V129H192L193 127L191 126ZM194 125H196V124H194ZM18 126H19V123H18ZM17 126V127H18ZM139 126V127H138ZM21 127V126H20ZM67 127V129L69 128V126H66ZM104 127V128H103ZM196 127H197V125H196ZM195 127V128H196ZM19 128V127H18ZM25 128V129H24ZM90 130H89V129ZM189 128L187 129V127H186V129L187 130H189ZM65 129V131H62L63 133L64 132H66V128H63V130ZM97 130V131H95V130ZM109 129V130H108ZM61 130V129H60ZM70 131H68L70 134H71V129H69ZM127 130H129V129H127ZM92 131V132H91ZM102 132V134H101V132ZM95 132H97V133H95ZM100 132V133H99ZM104 132H107V134L106 133H104ZM152 132V133H151ZM103 133L104 134H106V135H103ZM177 132H173L172 134H176ZM189 132L187 131V133H186V136H187V134H188ZM191 133V132H190ZM192 133V134H193ZM91 136V137H93L94 135H95V139L97 140H95L94 138H90L89 136ZM138 134V135H137ZM103 136V138L102 137H100L99 138V136ZM149 135V136H148ZM161 136H163L164 135V133H161L160 134ZM148 136V137H147ZM185 136V137H186ZM188 136H190V134L188 135ZM136 137V138H135ZM98 138L100 139V140H102V142H99L98 143ZM150 138H151V140H150ZM34 139H35V141H34ZM76 139V140H75ZM94 139V140H93ZM184 140L185 139H187V138H183ZM31 140V141H32ZM55 140H58L57 138H55ZM55 140H52V142L53 141H55ZM72 140V141H71ZM74 140V141H73ZM187 140H185L184 142H186ZM19 142V141H18ZM71 142V143H70ZM73 142V143H72ZM87 142V143H86ZM104 142V143H103ZM155 142V141H154ZM184 142H182L181 143V145H178V146H181L180 148L178 147H173L174 149H175V151L173 150V151H171L173 148L172 147H169V151L170 152H173V154L171 153V156L170 157H174L173 155H175V156H178L179 154H184L186 151H188L189 149H187L186 150V148H188L187 146L188 145H190L188 142H186V144H183ZM75 143H77V144H75ZM102 143V144H101ZM34 144H35V146H34ZM80 144V145H79ZM106 144V145H105ZM9 145H11V144H9ZM15 145V144H14ZM22 144L20 143V145H19V143H18V145L17 146H14L13 148H9V147H7L8 148V150L6 149V152H7V154H8V151L12 154V152H13V156H14V158L13 159H15V160H11L10 161V163H13L14 161L16 162V160H18L19 158H20V160H22L21 158H23L24 157V154L22 153L23 151L22 150H20L19 151V149H21V146ZM148 145V146H147ZM150 145V146H149ZM156 145V144H155ZM183 145V146H182ZM8 146V145H7ZM12 146H13V144H12ZM34 146V147H33ZM52 146V145H51ZM104 146V147H103ZM144 146V147H143ZM149 147V148H148ZM190 147H191V145H190ZM103 148V149H102ZM13 149V151H10V150H12ZM16 149V150H15ZM38 149V150H37ZM102 149V150H101ZM108 149V150H107ZM138 149H137V151H138ZM15 150V151H14ZM34 150V151H33ZM152 150V149H151ZM182 150H183V153H182ZM191 150V149H190ZM45 151V152H44ZM101 151V152H100ZM38 152H39V154H38ZM35 153H33L34 155H35ZM47 153V152H46ZM176 153V154H175ZM15 154V155H14ZM38 154V155H37ZM123 156V158L120 160L119 159V156ZM16 156V157H15ZM169 156H168V158H169ZM180 156V155H179ZM47 157V158H46ZM25 158V157H24ZM53 158V159H52ZM49 159V160H48ZM25 160V159H24ZM19 161V160H18ZM49 161V162H48ZM171 161V160H170ZM9 162V161H8ZM22 162V161H21ZM130 162V163H129ZM17 163V162H16ZM24 163V162H23ZM26 163V162H25ZM49 163V164H48ZM15 164V163H14ZM17 164H21V163H17ZM31 164H33L31 167H35L36 166V169H35V171H36V175L38 176V173L40 172V170H39V168H42L43 170H44V172L42 173V174H40L41 175V179L40 178H35L34 177V179H36V181H34V180H32V178L30 179L29 177H31L32 176V173H34V171L33 172H30L31 171V169H30V167H29V169H30V171L28 172L27 170H29V169H27L28 167L27 166H30ZM41 164H43V165H41ZM56 164V165H55ZM129 164V165H128ZM12 165V164H11ZM48 165V168L46 167ZM120 165H124L126 168L125 169H122V168H120ZM57 166V167H56ZM14 167H16L15 165H14ZM33 167V168H34ZM32 168V169H33ZM148 169V170H147ZM25 170V171H24ZM146 170L147 171H152L153 169H152V167L150 168V166H148V168H146ZM149 171V172H150ZM27 172V173H26ZM29 173V174H28ZM136 174V175H135ZM44 175V176H43ZM47 175V176H46ZM43 177V178H42ZM132 178V179H131ZM38 179H40V180H38ZM127 179V180H126ZM31 180V181H30ZM126 182H125V181ZM32 181H34L36 184H37V181H38V185L39 186H36L35 185V183L34 182H32ZM46 181V182H45ZM127 181H129V182H127ZM30 184H28V183ZM49 183V184H48ZM8 184H10L9 185V188H12L13 187V185H12V183H8ZM48 184V185H47ZM33 185V186H32ZM84 185V186H83ZM32 186V187H31ZM81 186L83 187V189L81 188ZM124 186V187H123ZM41 187V186H40ZM60 187V188H59ZM124 188V189H123ZM127 188L129 189L128 191H127ZM13 189V188H12ZM18 188H16V187H14V191H15V194H17L16 196H20L21 195V191H20V188H19V191L20 192H18V191H16ZM43 191H45L44 190V188H43ZM17 192V193H16ZM54 192V193H53ZM131 192V191H130ZM129 192V193H130ZM43 193V192H42ZM45 194H47V193H45ZM41 196H44V194H40ZM47 195H49V193L47 194ZM29 198V197H28ZM44 198V197H43ZM45 198V199H46ZM56 199V200H55ZM31 200V199H30ZM57 201V202H56ZM54 204V205H55ZM59 204H61V205H59ZM69 208V211H70V214L71 215H69L68 214V212L69 211H67V207ZM39 206H37V208H38ZM73 207V208H72ZM34 209H36V208H34ZM39 209L40 208H38V211H37V209H36V211L37 212H39ZM73 209V210H72ZM67 211V212H66ZM37 212H35V214H38ZM42 211L40 210V213H41ZM59 212V213H60ZM118 213V215L116 216V214ZM68 214V215H67ZM39 215H41V214H39ZM72 216V217H71ZM74 216V217H73ZM115 216V217H114ZM57 218H55V220L57 219ZM62 218H60V219H62ZM60 219H58V220H60ZM65 219V220H66ZM109 219H111V220H109ZM103 220V221H102ZM63 221V220H62ZM75 225V226H73V224L70 226V223L71 222ZM94 222H96V223H94ZM63 224V223H62ZM102 225V226H103ZM69 226L71 227V228H69ZM101 226V227H102ZM95 227V228H94ZM114 227V226H113ZM80 228V229H79ZM94 228V229H93ZM76 230H75V233H76ZM93 230V231H92ZM74 232V231H73ZM76 233V234H77ZM89 235H88V234ZM84 236V237H85ZM83 237V238H84ZM86 239V238H85ZM87 240V241H88ZM88 241V242H89ZM89 247H90V245H89Z\"/></svg>", "mask_w": 264, "mask_h": 264}]
</instances>
